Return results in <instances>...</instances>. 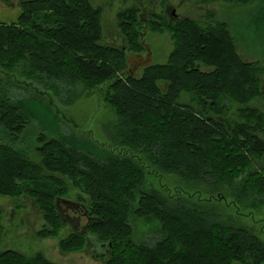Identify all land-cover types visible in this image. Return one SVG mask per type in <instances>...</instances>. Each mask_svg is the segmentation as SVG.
I'll return each mask as SVG.
<instances>
[{"label": "trees", "instance_id": "1", "mask_svg": "<svg viewBox=\"0 0 264 264\" xmlns=\"http://www.w3.org/2000/svg\"><path fill=\"white\" fill-rule=\"evenodd\" d=\"M235 1L244 7L257 2L246 14L259 9L264 15V0ZM138 11L128 7L118 18L125 41L141 51ZM101 17L90 0L22 1L16 21H0L1 69L23 62L22 74L57 96L70 97L78 82L93 87L110 80L106 98L118 115L111 130L115 143L145 155L164 172L229 186L237 201L264 205V169L246 170L254 156H264V111L243 106L231 127L217 116L263 94L259 62L242 59L227 23L204 27L188 17L154 20V30L173 32L174 49L168 62L148 64L135 77L120 75L126 55L121 46L102 43ZM256 42L264 57V39ZM201 64L214 69L204 71ZM1 81L0 196L17 203L30 197L43 214L44 236H57L63 228L56 200L68 192L65 180L45 169L67 176L89 197L78 198L88 216L84 231L72 228L60 237L63 252L83 250L91 241L93 249L102 248L97 256L105 264H264V240L252 229L227 223L210 209L171 201L155 188L141 190V163L64 132L61 115L47 99L14 94L17 84ZM183 91L192 93L200 112L180 101ZM35 136L41 163L30 156ZM133 215L152 226L150 240L133 238ZM1 217L0 209V230ZM0 264L60 263L42 252L27 256L0 249Z\"/></svg>", "mask_w": 264, "mask_h": 264}, {"label": "rangeland", "instance_id": "2", "mask_svg": "<svg viewBox=\"0 0 264 264\" xmlns=\"http://www.w3.org/2000/svg\"><path fill=\"white\" fill-rule=\"evenodd\" d=\"M24 0H0V21L11 23L18 19L21 13V2ZM94 7L101 9L102 43H112L121 46L126 55L127 66L120 75L124 73L140 77L145 66L154 63H166L170 52L174 49V34L164 29L162 31L153 29V21L162 22L174 20L171 18V10L175 9L177 18L188 17L206 27L220 22L227 23L232 34L237 37V50L242 59L246 62H259L261 69L260 78L261 90L264 88V57L256 50L260 49L256 39H264V15L259 9L246 14L248 10L255 7L257 2L249 5H239L235 0H90ZM128 7H137L138 25L141 33L140 40L144 49L137 51L131 48L130 43L124 39V31L119 26L118 14ZM239 36L243 39L240 40ZM251 49H248V47ZM264 48H261L263 51ZM204 71H211L214 68L204 64L200 65ZM24 63L21 62L12 70L1 69V82H11L14 94H26L35 96L41 95L47 99L61 115L64 123L62 129L67 133H74L85 140H92L99 146L109 149L115 153L127 154L141 163L145 168V180L141 190L155 188L164 193L171 201H180L184 204L210 209L218 214V217L227 223L235 226H244L264 240V205L259 208H251L246 202H239L229 186L212 187L199 180L188 179L178 173H168L158 169L145 155L122 148L111 139V130L118 122V115L115 108L106 98L109 90V81L101 82L90 87L83 82L72 86L71 96L66 94L55 95L35 81L27 79L23 74ZM22 85L23 87L17 88ZM26 87V88H24ZM27 88H30L29 90ZM62 97V98H60ZM70 98V99H69ZM66 100V101H65ZM72 100V101H71ZM180 101L191 105L197 112L203 107L193 99L189 91L181 93ZM243 106L254 107L264 111V92L255 97L246 105L233 103L226 112L217 113L218 118L224 119L231 127L234 122L240 119V108ZM215 114L213 111H210ZM216 115V114H215ZM33 125L30 130H33ZM21 138V137H20ZM3 139H8L4 136ZM40 143L37 136L30 149V156L41 163L42 157L36 150ZM264 169V156L252 158V164L246 170ZM46 175L55 174L62 177L67 186L68 192L58 199L60 208H66L65 213L77 215L80 218L78 224L82 229L87 218L81 214L67 209L66 202L78 203L79 196L88 200V195L83 192L80 186L73 184L72 180L60 173H53L44 170ZM19 203L10 196H0L1 223L0 249H16L27 256H34L42 252L49 260L60 264H105L97 252L102 248L92 250L93 244L90 241L83 250L63 252L59 246V239L65 236L73 228L69 220L63 221V228L57 236H44L39 232L45 223L43 214L30 197H20ZM248 200L247 202H249ZM18 204V205H17ZM133 226V238L137 241L150 240L149 234L151 225H147L142 217L133 215L131 217Z\"/></svg>", "mask_w": 264, "mask_h": 264}, {"label": "flooded vegetation", "instance_id": "3", "mask_svg": "<svg viewBox=\"0 0 264 264\" xmlns=\"http://www.w3.org/2000/svg\"><path fill=\"white\" fill-rule=\"evenodd\" d=\"M173 10H174V9L171 10V18H172V19H174V18L176 19V18H177V15H176V12L173 13ZM64 202H65L66 207H67L68 210H69V209H72L73 212H76V213H78V214H81V215L85 216V217L87 218V221H88L87 211H86V207H85L84 205L79 204V202H78V203H71V202H66V201H64ZM56 203H57V205H58V200H56ZM58 209H59V211H60V213H61L62 220H63L64 222H66L67 220H69L71 223H73V228H74L75 230H78V229H79L78 224L80 223V218H79L77 215H75V214L70 216L69 214L65 213V212H64V210L66 209L65 207L62 209V208H60V206L58 205ZM83 229H84V227H83L82 229H80V230H81V231H84ZM93 247H94V246H93ZM92 250H93L94 252L96 251V250L93 249V248H92Z\"/></svg>", "mask_w": 264, "mask_h": 264}, {"label": "water", "instance_id": "4", "mask_svg": "<svg viewBox=\"0 0 264 264\" xmlns=\"http://www.w3.org/2000/svg\"><path fill=\"white\" fill-rule=\"evenodd\" d=\"M173 13H175V9L173 10ZM263 92H264V88H263Z\"/></svg>", "mask_w": 264, "mask_h": 264}]
</instances>
